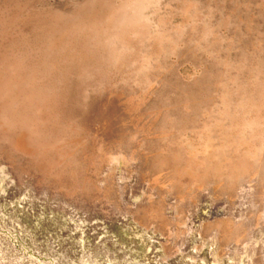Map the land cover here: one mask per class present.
I'll return each mask as SVG.
<instances>
[{"label":"rangeland","instance_id":"1","mask_svg":"<svg viewBox=\"0 0 264 264\" xmlns=\"http://www.w3.org/2000/svg\"><path fill=\"white\" fill-rule=\"evenodd\" d=\"M257 263L264 0H0V264Z\"/></svg>","mask_w":264,"mask_h":264},{"label":"bare ground","instance_id":"2","mask_svg":"<svg viewBox=\"0 0 264 264\" xmlns=\"http://www.w3.org/2000/svg\"><path fill=\"white\" fill-rule=\"evenodd\" d=\"M157 156L159 157H154L155 159L152 160L153 166L169 165L172 167L175 174L184 175L191 180H197L201 183H206L209 180L215 182L223 179L221 188L226 192H232L234 190L236 184L239 182L240 172L244 166L234 163H228L224 166L220 161H207L206 164H201L196 161H182V158H180L177 154H168L163 157L157 154ZM217 227L218 230H222L224 232L223 224L220 223ZM228 234H230V231Z\"/></svg>","mask_w":264,"mask_h":264}]
</instances>
